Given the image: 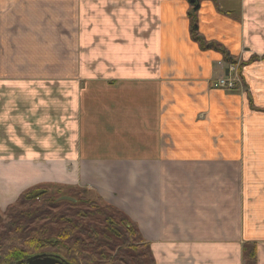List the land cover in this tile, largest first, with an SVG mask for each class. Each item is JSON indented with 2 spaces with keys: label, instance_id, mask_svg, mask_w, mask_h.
Here are the masks:
<instances>
[{
  "label": "crops",
  "instance_id": "0c3cea01",
  "mask_svg": "<svg viewBox=\"0 0 264 264\" xmlns=\"http://www.w3.org/2000/svg\"><path fill=\"white\" fill-rule=\"evenodd\" d=\"M0 0V211L92 188L155 264H264V0ZM205 46V47H206ZM227 54L240 86L217 88Z\"/></svg>",
  "mask_w": 264,
  "mask_h": 264
},
{
  "label": "trees",
  "instance_id": "16d2710c",
  "mask_svg": "<svg viewBox=\"0 0 264 264\" xmlns=\"http://www.w3.org/2000/svg\"><path fill=\"white\" fill-rule=\"evenodd\" d=\"M186 1L191 38L215 49L198 34L195 17L208 0ZM41 253L67 264H155L150 244L122 210L92 188L58 183L29 186L0 211V264H26ZM242 257L244 264H255V246L243 244Z\"/></svg>",
  "mask_w": 264,
  "mask_h": 264
},
{
  "label": "water",
  "instance_id": "95a60500",
  "mask_svg": "<svg viewBox=\"0 0 264 264\" xmlns=\"http://www.w3.org/2000/svg\"><path fill=\"white\" fill-rule=\"evenodd\" d=\"M26 264H67L57 255L36 254L26 260Z\"/></svg>",
  "mask_w": 264,
  "mask_h": 264
},
{
  "label": "built area",
  "instance_id": "2783aa9c",
  "mask_svg": "<svg viewBox=\"0 0 264 264\" xmlns=\"http://www.w3.org/2000/svg\"><path fill=\"white\" fill-rule=\"evenodd\" d=\"M229 71L231 72V76L226 79H220L219 85L231 87L233 86L234 82L237 81L238 76H237L236 67L233 65H230Z\"/></svg>",
  "mask_w": 264,
  "mask_h": 264
}]
</instances>
